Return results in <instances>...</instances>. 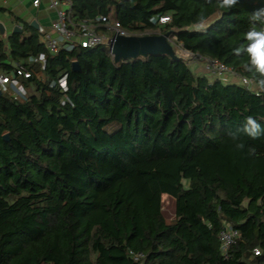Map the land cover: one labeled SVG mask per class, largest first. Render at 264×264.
I'll return each mask as SVG.
<instances>
[{
  "label": "trees",
  "instance_id": "trees-1",
  "mask_svg": "<svg viewBox=\"0 0 264 264\" xmlns=\"http://www.w3.org/2000/svg\"><path fill=\"white\" fill-rule=\"evenodd\" d=\"M261 7L72 0V18L100 32V15L134 35L169 32L175 51L183 43L256 83L233 50ZM27 28L0 34V69L11 72L10 57L30 71L16 79L23 95L0 89V264H264V136L241 134L244 150L228 136L247 116L264 125V91L167 54L115 62L106 45L77 44L51 53ZM226 224L240 235L225 256Z\"/></svg>",
  "mask_w": 264,
  "mask_h": 264
},
{
  "label": "built area",
  "instance_id": "built-area-1",
  "mask_svg": "<svg viewBox=\"0 0 264 264\" xmlns=\"http://www.w3.org/2000/svg\"><path fill=\"white\" fill-rule=\"evenodd\" d=\"M39 2L40 0H34L35 5H38ZM48 7L56 11V20L53 22L51 30L40 33V38L51 53H56L63 46L71 44L86 48L106 45L110 50L111 39L115 33L131 35L121 28L117 20L110 19V16L100 15L97 19L100 22L99 25H104L107 28L106 32L98 31L96 29L97 25L92 21H75L72 18V0H49ZM169 19L170 17L166 16L161 18L160 22H166ZM108 32H111V34ZM177 48V55L183 58L189 66H201L204 74L211 78H220L223 81H237L251 90L259 91L253 79L238 76L233 67L226 65L219 59L193 52L186 48L183 43L177 44ZM38 59L43 60L44 57L40 56ZM5 62L10 64L12 69L11 72L0 69V89L10 86L15 97L23 95L16 79L22 76L29 77L30 71L28 67L23 62L13 60L10 57L5 59ZM239 235V231L228 224L220 231L221 249L225 256ZM254 253L259 254L260 250L255 248ZM130 254L135 260H143L144 258V255L139 252L131 251Z\"/></svg>",
  "mask_w": 264,
  "mask_h": 264
},
{
  "label": "clouds",
  "instance_id": "clouds-1",
  "mask_svg": "<svg viewBox=\"0 0 264 264\" xmlns=\"http://www.w3.org/2000/svg\"><path fill=\"white\" fill-rule=\"evenodd\" d=\"M238 2L239 0H217L219 7L228 9L235 7ZM249 20L252 27L246 33V44L235 48L233 51L236 55L244 54L248 57L246 67L248 71L258 74L259 79L256 81V86L260 91H264V7L254 10ZM257 24L261 26L259 30L256 27ZM197 30H206V25L203 21L198 25ZM241 134L252 140L259 139L264 136V125L259 123L254 117L247 116L240 128L230 131L228 136L238 150H244L245 148ZM255 152V148L250 147L248 149L249 155H255Z\"/></svg>",
  "mask_w": 264,
  "mask_h": 264
},
{
  "label": "crops",
  "instance_id": "crops-1",
  "mask_svg": "<svg viewBox=\"0 0 264 264\" xmlns=\"http://www.w3.org/2000/svg\"><path fill=\"white\" fill-rule=\"evenodd\" d=\"M48 1L40 0L39 4L35 5L34 0H0V22L4 26L2 38L6 39L15 28L28 33L30 30L26 29V26L39 33L51 30L57 14L48 7ZM192 68L204 73L201 66L194 65Z\"/></svg>",
  "mask_w": 264,
  "mask_h": 264
},
{
  "label": "water",
  "instance_id": "water-1",
  "mask_svg": "<svg viewBox=\"0 0 264 264\" xmlns=\"http://www.w3.org/2000/svg\"><path fill=\"white\" fill-rule=\"evenodd\" d=\"M16 30L18 29L15 28L14 31ZM3 33L4 26L0 22V34ZM110 51L115 62L157 54H167L172 58H179L169 40V32L144 35H123L117 32L111 39ZM73 67L75 70L79 69L77 61L73 62ZM4 137L9 139L7 134Z\"/></svg>",
  "mask_w": 264,
  "mask_h": 264
},
{
  "label": "rangeland",
  "instance_id": "rangeland-1",
  "mask_svg": "<svg viewBox=\"0 0 264 264\" xmlns=\"http://www.w3.org/2000/svg\"><path fill=\"white\" fill-rule=\"evenodd\" d=\"M211 20L207 21L208 23L210 22ZM207 22H205L204 24L206 25ZM147 34H151V33H147ZM192 71L195 72V73H198V74H202L201 72H199L198 70L196 69H193L192 68ZM203 71V70H202ZM18 87L20 88V86L18 85ZM33 90V89H32ZM163 210H164V214L165 216L168 218V219H172L174 218L175 216V201L172 197L170 196H166L164 198V203H163Z\"/></svg>",
  "mask_w": 264,
  "mask_h": 264
}]
</instances>
